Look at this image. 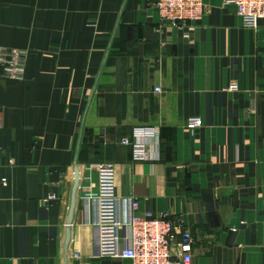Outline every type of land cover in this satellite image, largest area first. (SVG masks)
I'll use <instances>...</instances> for the list:
<instances>
[{"label":"crops","instance_id":"0c3cea01","mask_svg":"<svg viewBox=\"0 0 264 264\" xmlns=\"http://www.w3.org/2000/svg\"><path fill=\"white\" fill-rule=\"evenodd\" d=\"M203 1L173 27L153 0H0V48L22 54L0 76V264H130L97 256L102 163L139 212L184 224L191 264H264V21ZM138 128H159L157 161L117 144Z\"/></svg>","mask_w":264,"mask_h":264},{"label":"built area","instance_id":"2783aa9c","mask_svg":"<svg viewBox=\"0 0 264 264\" xmlns=\"http://www.w3.org/2000/svg\"><path fill=\"white\" fill-rule=\"evenodd\" d=\"M235 9L242 26L256 29L264 21V0H224ZM161 22L173 27L194 24L204 12L203 0H153ZM22 74V54L0 48V76L18 79ZM230 91L237 90L230 86ZM159 91L158 89L156 90ZM202 126L200 119H190L186 129ZM159 128H138L132 137L117 144L130 149L135 162L159 159ZM97 183L85 189L91 208V225L96 232L99 258L128 261L130 264H191L193 237L184 224L173 223L166 215L139 212V202L119 197L112 163L95 166ZM75 257H77L75 255Z\"/></svg>","mask_w":264,"mask_h":264},{"label":"water","instance_id":"95a60500","mask_svg":"<svg viewBox=\"0 0 264 264\" xmlns=\"http://www.w3.org/2000/svg\"><path fill=\"white\" fill-rule=\"evenodd\" d=\"M78 188H79V172H78V169L76 168L74 172V184H73L71 197H70L68 216L66 220V239H65V244H64L65 252H66L67 246L70 241V226L72 224L73 214H74V210L76 206V195H77Z\"/></svg>","mask_w":264,"mask_h":264}]
</instances>
